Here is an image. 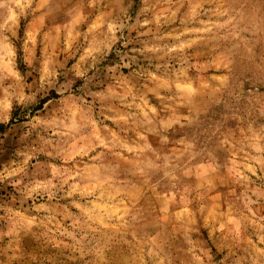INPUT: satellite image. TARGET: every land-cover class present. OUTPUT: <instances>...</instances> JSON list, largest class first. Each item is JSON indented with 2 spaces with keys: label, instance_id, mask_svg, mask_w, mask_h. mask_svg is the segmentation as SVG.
<instances>
[{
  "label": "clouds",
  "instance_id": "9594fccd",
  "mask_svg": "<svg viewBox=\"0 0 264 264\" xmlns=\"http://www.w3.org/2000/svg\"><path fill=\"white\" fill-rule=\"evenodd\" d=\"M25 242L264 264V0H0V251Z\"/></svg>",
  "mask_w": 264,
  "mask_h": 264
},
{
  "label": "rangeland",
  "instance_id": "374dc122",
  "mask_svg": "<svg viewBox=\"0 0 264 264\" xmlns=\"http://www.w3.org/2000/svg\"><path fill=\"white\" fill-rule=\"evenodd\" d=\"M20 251L27 252V256L14 257L12 251L5 247L0 251V264H25V261L27 264H58V254L54 251L42 248L33 249L28 246L27 242L21 246Z\"/></svg>",
  "mask_w": 264,
  "mask_h": 264
}]
</instances>
